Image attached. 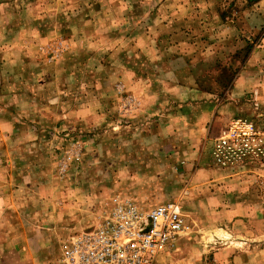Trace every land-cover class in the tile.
Returning <instances> with one entry per match:
<instances>
[{
  "label": "rangeland",
  "instance_id": "rangeland-1",
  "mask_svg": "<svg viewBox=\"0 0 264 264\" xmlns=\"http://www.w3.org/2000/svg\"><path fill=\"white\" fill-rule=\"evenodd\" d=\"M201 115L183 158L170 141ZM234 117L264 124V0H0V177L9 224L40 241L9 233L0 264H58L127 196L178 202L190 227L166 264H222L224 247L264 264V164L211 156Z\"/></svg>",
  "mask_w": 264,
  "mask_h": 264
},
{
  "label": "built area",
  "instance_id": "built-area-1",
  "mask_svg": "<svg viewBox=\"0 0 264 264\" xmlns=\"http://www.w3.org/2000/svg\"><path fill=\"white\" fill-rule=\"evenodd\" d=\"M211 156L222 168L264 164V124L232 118L213 140ZM189 227L175 200L149 207L118 201L93 228L66 239L58 264H166Z\"/></svg>",
  "mask_w": 264,
  "mask_h": 264
},
{
  "label": "crops",
  "instance_id": "crops-1",
  "mask_svg": "<svg viewBox=\"0 0 264 264\" xmlns=\"http://www.w3.org/2000/svg\"><path fill=\"white\" fill-rule=\"evenodd\" d=\"M141 104V103H140ZM142 105L145 106V102L142 101ZM167 111H165L166 113ZM169 114L170 118L172 117V119H178L180 117V115L177 114L176 111H172L167 113ZM202 118H198L197 122H194L191 124L192 127V138H190V141H188L187 138H182L184 140H174V141H170V146H171V150L176 148H179V150L182 152L183 158L185 154H189L192 155V160H195L196 155H197V151L199 152V147H200V136H202V132H200V134L198 133L200 130V126H204V124L206 122H204V120H206V118L204 117V115H201ZM207 118H209V116L207 115ZM177 127V126H176ZM170 128V127H169ZM173 128H175V125H173ZM204 128V127H203ZM172 128H170V130L164 129L163 131H159L160 132V137L165 138L164 137V131H166V135L168 136L170 134V136H172V134H174L175 137H179L177 131H175V129H173V131H171ZM184 137V136H183ZM179 142V144H178ZM213 142V141H212ZM211 142V144H212ZM181 148V149H180ZM179 151V152H180ZM4 152L3 148H0V154H2ZM6 155V154H5ZM7 158V156H6ZM7 166V163H5L2 159H0V167L2 166ZM9 182L8 179V175L4 176V177H0V248H4L5 244L8 243L7 241L9 240V233H11L12 240L14 241L16 239V237H19L18 233H22V238H23V243H26L27 245L29 244H34L33 242L36 241V243L39 245L40 241L37 239L38 235H34V233H37V228L36 225L33 224V221H31L32 223L29 222V226H27L26 228H23V225L19 226V224H17L16 219L12 221V223L8 222L7 219V211H8V204L10 202H12L13 196H15L13 194V192L7 188V184ZM155 199L154 196H127L125 198L122 197L121 200H130V201H142V200H152ZM35 231V232H34ZM32 233L33 235L30 236L29 233ZM231 232L233 234V236H235V233H239L242 237H244L242 234H245V232H247V229L242 228L240 230L235 231L233 229H231ZM241 236H235V237H241ZM20 239V237H19ZM180 239V238H179ZM179 239L177 241V243L179 242ZM254 249H255V253L257 254V244L253 245ZM252 246V247H253ZM215 253V259L222 263V264H253V258L250 257L249 255L253 254V248H251L249 251L248 249L245 250H236L233 247H224L221 249V251L218 252H214ZM226 253L230 254L229 257L225 258L222 262L221 260L223 259V255H225ZM167 256L164 257V260ZM262 256L259 254V259L258 256H256L255 259V264H262ZM169 259V258H168ZM168 261V260H167ZM168 264V263H167Z\"/></svg>",
  "mask_w": 264,
  "mask_h": 264
}]
</instances>
